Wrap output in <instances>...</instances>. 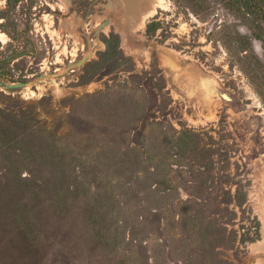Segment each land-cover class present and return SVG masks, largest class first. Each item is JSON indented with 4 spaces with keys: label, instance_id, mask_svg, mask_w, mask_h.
Wrapping results in <instances>:
<instances>
[{
    "label": "rangeland",
    "instance_id": "rangeland-1",
    "mask_svg": "<svg viewBox=\"0 0 264 264\" xmlns=\"http://www.w3.org/2000/svg\"><path fill=\"white\" fill-rule=\"evenodd\" d=\"M115 1L0 0V264H264V22Z\"/></svg>",
    "mask_w": 264,
    "mask_h": 264
},
{
    "label": "trees",
    "instance_id": "trees-1",
    "mask_svg": "<svg viewBox=\"0 0 264 264\" xmlns=\"http://www.w3.org/2000/svg\"><path fill=\"white\" fill-rule=\"evenodd\" d=\"M223 5L235 15L258 26V20L264 22V0H221ZM264 45V36L257 35Z\"/></svg>",
    "mask_w": 264,
    "mask_h": 264
},
{
    "label": "bare ground",
    "instance_id": "bare-ground-1",
    "mask_svg": "<svg viewBox=\"0 0 264 264\" xmlns=\"http://www.w3.org/2000/svg\"><path fill=\"white\" fill-rule=\"evenodd\" d=\"M161 2V0H152V3H151V6L147 7L146 6V3H145V10H143L142 14L140 15L141 18H143L144 16H146L148 13H150L151 11H153L154 7L156 5H158L159 3ZM114 3L120 5L121 3L117 0L115 1ZM162 3V2H161ZM98 20V19H97ZM34 83H27L25 84V94H31L33 93V90L31 89V86L33 85ZM37 87H40V85H37ZM41 88V87H40Z\"/></svg>",
    "mask_w": 264,
    "mask_h": 264
},
{
    "label": "water",
    "instance_id": "water-1",
    "mask_svg": "<svg viewBox=\"0 0 264 264\" xmlns=\"http://www.w3.org/2000/svg\"><path fill=\"white\" fill-rule=\"evenodd\" d=\"M1 60V59H0Z\"/></svg>",
    "mask_w": 264,
    "mask_h": 264
}]
</instances>
